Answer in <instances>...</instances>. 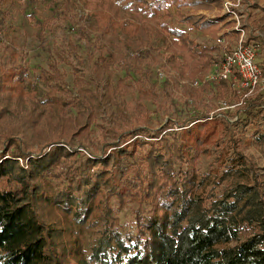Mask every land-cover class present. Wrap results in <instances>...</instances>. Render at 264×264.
<instances>
[{
  "label": "trees",
  "instance_id": "trees-1",
  "mask_svg": "<svg viewBox=\"0 0 264 264\" xmlns=\"http://www.w3.org/2000/svg\"><path fill=\"white\" fill-rule=\"evenodd\" d=\"M81 1L76 33L90 77L74 67L72 87L59 68L64 49L53 50L43 75L48 90L40 96L22 52L0 43V147L10 150L0 155V264H264V173L242 151L251 144L264 153V87L249 91L233 78L205 80L230 41L202 44L170 26L164 11L174 7L179 23L215 39L231 27L228 16L181 12L192 0ZM7 16L0 8V32ZM114 30L121 34L116 50L102 41ZM153 37L162 43L157 52ZM250 39L264 49L260 38ZM151 64L159 65L168 104L178 97L198 109L179 130H153L142 119L145 105L117 100L137 92L139 100L158 103L156 87L144 80ZM113 66L140 75L114 87ZM197 78L201 85L189 83ZM211 82L218 83L217 97L229 95L223 101L235 113L219 106H212L211 119L201 113L199 100ZM108 105L136 112L137 126L117 132L97 124L106 121ZM93 125L101 129L100 153L84 155L75 145H85ZM32 142L54 147L33 152ZM202 156L213 158L207 170L198 166ZM111 199L118 210L133 203V230L117 225ZM93 232L98 236L86 250Z\"/></svg>",
  "mask_w": 264,
  "mask_h": 264
},
{
  "label": "rangeland",
  "instance_id": "rangeland-1",
  "mask_svg": "<svg viewBox=\"0 0 264 264\" xmlns=\"http://www.w3.org/2000/svg\"><path fill=\"white\" fill-rule=\"evenodd\" d=\"M219 6L216 2L210 0H192V3L188 7H183L181 12L193 11L197 13H203L209 18L216 19L221 15H227L228 20L231 21V27L223 29L218 32V38H212L207 35H203L201 32L189 28L185 24H181L177 21L179 12L174 7H167L165 13L167 14L166 21L172 27H177L186 30L190 33V36L202 44H220L224 40L230 41V48L232 49L238 42L243 32V38L247 42L249 37H258L261 39V46L264 45V11H261L256 5L258 3L264 5V1L259 0H220ZM233 3L232 10L236 12L237 17L241 24V30L237 31L236 17L224 9V3ZM81 0H0V8L7 11V19L5 31L0 32V43L4 44L12 42L19 52L27 61L29 72L28 75L31 80L37 85L39 95H43L47 92L48 87L43 81V75L49 70V63L53 55V50H63V59L59 61V68L64 72L65 80L70 87H72L74 79V67H77L89 75V64L84 58V46L83 41L76 33V28L79 25L78 15L75 12L81 13L83 8ZM123 12V10H121ZM85 13V12H84ZM122 15V14H121ZM136 20H140L141 15H134ZM236 30L232 37H224V32ZM121 37L118 30H114L108 35L102 37V41L111 49H117V40ZM68 39L70 43H68ZM249 41V40H248ZM253 39H250V43H254ZM249 43V42H248ZM161 41L155 37L152 38L153 51L157 52L161 46ZM260 45V43H258ZM75 48V49H74ZM257 62L264 69V49H260L258 46ZM229 51V50H228ZM226 52V50H225ZM99 53H96L98 56ZM115 72L112 76V85L115 87L117 81L120 78H124L126 83L134 84L133 80L139 77V73L135 70L123 71L116 69L113 66ZM163 75L159 71V65H150V69L144 75V80L147 87L155 86L159 93L158 103H153L150 100L141 101L138 99L137 92L123 94L117 97L118 101H125L127 103H133L135 105L143 104L146 106V112L143 114L142 119L145 125H148L151 129L164 128V132H171L172 130L181 129L179 126L189 120L190 113H195L198 109L186 106L184 104V98H178L172 101L170 104L168 100L162 95V82ZM197 79L189 81L193 86H199L194 84ZM217 81V80H215ZM211 89L203 94V97L199 100L202 102L203 108L201 113H208L212 118V106H219L220 111L228 110L231 113H235L234 105L227 106L223 101L229 99V95H225L224 98L217 97L218 86L217 82L210 83ZM239 88V85L237 86ZM264 87V86H263ZM182 90V87L180 88ZM179 90V94L181 93ZM74 96L76 91L71 92ZM184 96V95H183ZM185 97V96H184ZM167 105L168 107H165ZM243 112H239L236 117L243 116ZM106 121H101V118L97 119V124H103L107 128L115 129L120 132L125 130L130 132L137 126L136 119L137 113L134 111H126L122 114L115 105H108L107 113H105ZM103 116V114H102ZM237 119V118H235ZM233 119V120H235ZM233 121L232 119H229ZM116 121L115 125H111ZM100 131L96 125L88 128L87 133L84 135V146L79 144L75 145V149L82 152L84 155L99 154L100 149L98 143H100ZM139 139H145L144 135H138ZM78 143L79 136L74 138ZM61 144L64 143L62 139ZM32 151L46 152L52 150L54 145L40 147L36 142H32ZM7 147H0V155H4V158L8 156ZM242 151L245 152L248 157L254 160L259 173H264V153L257 150L253 145L243 147ZM32 152V153H33ZM33 153L32 156H36ZM212 157L202 156L198 160V166L202 170L209 168V163L212 161ZM19 162L25 165V160L19 158ZM110 206L114 210V215L117 219V225L122 230H133V203L127 202L121 210L117 209V203L111 199ZM98 236V233L93 232L86 236L84 242V249L89 250L92 245V239Z\"/></svg>",
  "mask_w": 264,
  "mask_h": 264
},
{
  "label": "built area",
  "instance_id": "built-area-1",
  "mask_svg": "<svg viewBox=\"0 0 264 264\" xmlns=\"http://www.w3.org/2000/svg\"><path fill=\"white\" fill-rule=\"evenodd\" d=\"M233 3L225 2L224 9L235 15L237 31L241 30L239 16L232 10ZM258 44L246 43L243 32L237 44L223 54V60L215 65L205 76V80L213 81L233 78L240 88L252 91L256 86H264V74L262 66L257 62ZM194 84H198L195 81Z\"/></svg>",
  "mask_w": 264,
  "mask_h": 264
}]
</instances>
